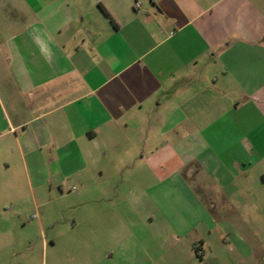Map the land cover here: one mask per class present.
Here are the masks:
<instances>
[{
    "label": "crops",
    "instance_id": "0c3cea01",
    "mask_svg": "<svg viewBox=\"0 0 264 264\" xmlns=\"http://www.w3.org/2000/svg\"><path fill=\"white\" fill-rule=\"evenodd\" d=\"M21 2L0 61L4 210L31 170L76 183L96 233L128 235L134 200L264 210V0Z\"/></svg>",
    "mask_w": 264,
    "mask_h": 264
},
{
    "label": "rangeland",
    "instance_id": "374dc122",
    "mask_svg": "<svg viewBox=\"0 0 264 264\" xmlns=\"http://www.w3.org/2000/svg\"><path fill=\"white\" fill-rule=\"evenodd\" d=\"M21 1L0 0L4 68L18 29L12 26L25 20ZM4 170L0 167V175ZM124 175L117 173L120 179ZM30 178L12 210L0 203V264H264V210L256 212L251 205L250 216L237 217L221 214L224 205L218 200L210 205L212 216L193 219L181 202L167 199L145 211L134 200L133 226L123 237L96 233L91 216L80 218L76 183L57 187L50 173L39 176L33 170ZM122 191L126 196L136 193L130 187ZM217 225L221 228H212Z\"/></svg>",
    "mask_w": 264,
    "mask_h": 264
},
{
    "label": "trees",
    "instance_id": "16d2710c",
    "mask_svg": "<svg viewBox=\"0 0 264 264\" xmlns=\"http://www.w3.org/2000/svg\"><path fill=\"white\" fill-rule=\"evenodd\" d=\"M105 13L109 16V13L107 11H105Z\"/></svg>",
    "mask_w": 264,
    "mask_h": 264
},
{
    "label": "built area",
    "instance_id": "2783aa9c",
    "mask_svg": "<svg viewBox=\"0 0 264 264\" xmlns=\"http://www.w3.org/2000/svg\"><path fill=\"white\" fill-rule=\"evenodd\" d=\"M137 6H139V3H137Z\"/></svg>",
    "mask_w": 264,
    "mask_h": 264
}]
</instances>
